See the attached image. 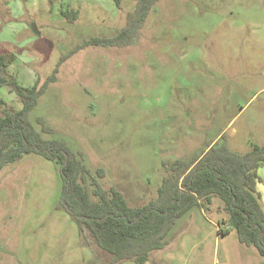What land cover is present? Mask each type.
I'll return each mask as SVG.
<instances>
[{
  "label": "rangeland",
  "instance_id": "1",
  "mask_svg": "<svg viewBox=\"0 0 264 264\" xmlns=\"http://www.w3.org/2000/svg\"><path fill=\"white\" fill-rule=\"evenodd\" d=\"M136 2L0 0V54L14 57L0 79L32 87L58 67L31 120L41 129L43 118L53 130L44 136L66 140L93 173L104 169L101 185L134 207L157 197L176 159L207 144L225 142L241 154L264 144V0H160L134 44L88 46L60 60L87 38L115 35ZM66 10H78L77 19ZM22 107L0 81V116ZM257 172L264 206V166ZM62 195L59 166L41 155L4 167L0 264H112L88 231L80 233ZM226 217L219 197L192 208L143 264H261L234 229L219 232Z\"/></svg>",
  "mask_w": 264,
  "mask_h": 264
},
{
  "label": "trees",
  "instance_id": "2",
  "mask_svg": "<svg viewBox=\"0 0 264 264\" xmlns=\"http://www.w3.org/2000/svg\"><path fill=\"white\" fill-rule=\"evenodd\" d=\"M160 0H137L134 12L113 36H93L77 44L61 57L65 61L88 46L125 47L137 42L150 11ZM120 5V0H116ZM69 20H76L78 10L63 11ZM13 55L0 54V70L7 67ZM58 67L55 69V73ZM40 79L32 87L16 80L8 82L21 97L23 107L5 111L0 116V173L8 163L25 154H37L59 166L63 180L62 205L77 224L80 233L88 231L96 245L112 255V264L123 260L145 263L153 251L169 244V234L176 222L192 208L211 203L219 197L227 217L219 223V232L235 230L241 243L254 246L264 264V206L260 201L257 183L258 169L264 166V144H254L246 153L231 150L225 142L207 144L190 158H179L168 165L169 174L162 179L157 197L142 206H131L124 194L111 186L104 188L99 178L104 169L92 170L84 163L81 152H75L61 138L45 137L52 133L41 117L38 129L30 114L49 83ZM92 187L89 191L86 184ZM94 198H93V197Z\"/></svg>",
  "mask_w": 264,
  "mask_h": 264
},
{
  "label": "water",
  "instance_id": "3",
  "mask_svg": "<svg viewBox=\"0 0 264 264\" xmlns=\"http://www.w3.org/2000/svg\"><path fill=\"white\" fill-rule=\"evenodd\" d=\"M33 28H34V30H37V26H36V25H34V27H33Z\"/></svg>",
  "mask_w": 264,
  "mask_h": 264
},
{
  "label": "crops",
  "instance_id": "4",
  "mask_svg": "<svg viewBox=\"0 0 264 264\" xmlns=\"http://www.w3.org/2000/svg\"><path fill=\"white\" fill-rule=\"evenodd\" d=\"M258 193L260 194V197H261V192L258 191Z\"/></svg>",
  "mask_w": 264,
  "mask_h": 264
}]
</instances>
